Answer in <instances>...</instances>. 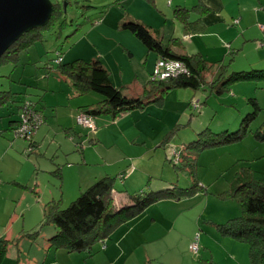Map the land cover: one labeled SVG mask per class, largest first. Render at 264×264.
<instances>
[{"label": "rangeland", "instance_id": "1", "mask_svg": "<svg viewBox=\"0 0 264 264\" xmlns=\"http://www.w3.org/2000/svg\"><path fill=\"white\" fill-rule=\"evenodd\" d=\"M51 1L61 4L63 14L58 16L54 25L42 30L45 39L21 51L17 61L0 65V90L10 88L23 90V87L31 89L29 94H24L26 97L24 99L33 101L39 109L38 96L34 88H29L27 83L44 81L37 75L40 76L41 69L45 70L43 67L45 60L52 59L54 63L58 56H63L66 51L72 50L73 53L84 42L90 43L86 36L97 21L105 20L106 26H115L123 20L143 17L148 21L147 23L161 31L165 43L170 42L172 37H178L181 43L176 49L180 52L194 53L193 42L199 41L200 47L206 55H209V59L222 57L224 62L228 63L232 57H235L224 74L225 80L230 74L240 70L264 69V64L249 63L258 57L259 49L261 54H264V39L261 36L247 41L243 50L239 52L234 45L236 54L229 53L227 48L225 51L213 48L215 40H220L219 44L228 47L229 44L226 42L229 41L224 37H210V40L199 34L192 39L185 37L183 33L187 29L175 16V9L178 6L192 9L198 0ZM226 2L224 13L229 19L226 26L234 31H240V25L232 24L233 17H239L240 10L244 8L250 10L251 6L256 4L264 16V0H226ZM191 13L194 12L190 11ZM191 18L193 19L194 15ZM62 22L64 24L61 26ZM259 24L263 29L264 19L259 20ZM40 64L41 69L37 68ZM215 68L217 69V66ZM215 68L208 72V79L211 74H217ZM225 80L216 81L214 84L209 81L204 87L194 90L169 89L164 93L162 103L152 102L143 109L132 110L151 111L158 119L154 121L158 126L153 128L154 132L151 136H147L143 131L142 133L134 131L125 137L113 128L114 125H109L114 121L110 114L99 115L98 119H109L110 123L107 125L112 129L105 130L102 142L98 141L95 144L90 141L83 142L82 148H86V152L83 153L80 150L66 152L65 149L70 146L68 139L70 140L72 136L66 137L65 133L57 131L51 132L47 139L40 140L32 147L29 140L16 136L14 128L10 129L7 108L0 107V121L4 120L7 124L5 129L0 130V249L2 244L7 242L3 264H17L19 261L25 264L29 248L34 243L27 232L40 226L44 203L56 195L54 194L58 190L56 183L60 184L59 176L54 173L56 163L63 168L66 166V161H74V164H70L72 168L66 169V194L63 207L76 199L88 186L78 194L74 193V196L69 193L70 190L77 189L85 177L94 176L97 172L108 170L109 172H104L102 176L107 174L115 176V190L129 192L141 190L150 192L174 186L179 188L175 190L178 192L180 188L192 186L196 177L203 187H199L191 195L179 198L174 195L157 201L167 199L180 204L175 206V211L171 215L177 219L176 230L182 236L175 232L179 238L176 240L170 238L169 245H174L176 248L171 249V256L166 261L169 264H244V262L251 264L248 244L229 235H223L215 223H225L228 219L242 214L241 196L225 195L226 192L229 193L237 173L246 167L264 172V141H259L253 135V131L264 121V80L235 82L230 85V89L219 93L218 88ZM250 98L258 100L261 110L251 121L247 135L236 142L208 144L206 141L215 139L217 134L240 128L243 118L255 110ZM163 104L169 108L160 109ZM18 107L19 115L21 106ZM40 111L42 112L41 109ZM131 118L128 117L130 120ZM175 127L178 128L175 130L176 133L165 141L164 138H167ZM85 129L86 131L83 130L87 134H84L85 138H88V135L95 136V131ZM144 137H147L146 142ZM59 145L61 149L57 151ZM184 147L190 156L197 158L194 167L187 159L178 161L177 150ZM84 156L87 164H84ZM192 171L195 172V177ZM165 180L172 182L166 185ZM68 186H72L73 189H69ZM57 195V199H60L59 191ZM200 215H202L201 226L196 230L201 235L200 250L194 253L188 248L189 243H186V238L190 237L191 233L188 231V223L196 221ZM45 227H40V231ZM210 228L215 232L213 236L208 233L205 241V231ZM196 234L194 233L190 239ZM98 243L95 242L94 246Z\"/></svg>", "mask_w": 264, "mask_h": 264}, {"label": "crops", "instance_id": "2", "mask_svg": "<svg viewBox=\"0 0 264 264\" xmlns=\"http://www.w3.org/2000/svg\"><path fill=\"white\" fill-rule=\"evenodd\" d=\"M198 2H202L205 6L209 7L210 11L202 15V28L196 29L194 26L192 27L193 30H187L183 33L186 38L192 39L198 34L209 40L210 37H224L229 41L226 43L230 46L225 47V45L219 44L220 40H215L214 43L216 46L214 45L213 48L218 49V51H225V48H227L228 52L232 54H236L233 47L234 45H236V50L239 52V50H243L247 41L256 39L257 36H261L264 39V28L262 29L261 26H259V20L264 19V16H262V11L256 7V4L252 5L250 10L248 8L240 10L239 17H233L232 21L234 19H238L239 21L235 24L232 22V24L240 25V31H234V29L227 28L226 26L229 22L226 13H224L227 4L226 0H198ZM193 15L194 18L192 19L191 17ZM198 15L199 13H192L190 17L191 20L196 19ZM138 20H143L142 22L150 25L143 17H140ZM119 23L120 22L115 26H106L105 20H103V22L99 21V23H96L87 33L86 38H88L90 43L84 42L77 50H74L73 53H71L72 50L66 51L62 59L63 61H72L77 58L85 60L100 59L103 65L109 70L111 79L116 86L120 87L127 95H141L147 83L152 79L151 74L159 56L155 51L148 49L131 31L122 28ZM187 35L191 36L187 37ZM180 43L181 42L178 41L174 45V50L179 53H200L209 62L224 61L222 57L209 59V55H206L204 53L205 51L200 47L199 41L193 42L195 48L194 53L180 52L176 49ZM37 51L39 57H41L39 50ZM258 52V57L249 62L252 65L253 63L264 64V54H261V49H259ZM234 58L235 57H233V61ZM40 61L42 62L41 59ZM48 61L51 62V68L47 69L45 64ZM36 62H38V60ZM44 63L43 67L45 70L41 69V64L37 67L41 69L40 76L38 74L37 77L39 79L42 77L44 81L37 80L36 83H31L32 81L27 83L29 88H34L33 90H35L34 92L38 96L37 103L45 116V122L40 125L39 130L34 134L32 142L29 141L30 144L32 143V147L33 144L36 146L40 140L47 139L51 132L57 131L58 133H65L66 137L68 135L72 136L70 140L68 139L70 146L65 149L66 152L71 153V151L80 150L81 153H83V151L86 152V148H82L83 142L90 141L93 144L98 141L102 142L105 130L112 129L109 125H114L113 128L121 132L125 137H128V133L134 131L139 133L143 131L147 136H151L154 132L153 128H157L156 126H158V124H154V121H158V119L154 117L151 111L135 110L128 112L129 114L124 113L117 119H113L114 121L112 124H109L110 121L108 118L98 119L96 117L97 127L95 136L88 135V138H85L84 136L87 134L84 133L83 130L86 131V129L78 124L76 116L78 113L85 111L87 106L97 103L100 100V96L93 92L79 94L69 78L61 76L56 72L55 63L52 62V59L45 60ZM216 66H218V63L213 67L215 68ZM216 71L217 69L215 68V72ZM215 75L216 74H211L209 77L212 78ZM8 90L14 92L15 95L7 105L1 107L5 106V108H7L9 116L8 125L10 129L13 130L19 120L18 106H20L21 101L26 98L25 95L29 94L31 89L23 87V90H12L11 88ZM17 102H19V104H17ZM167 108L169 107L164 104L160 107V109L164 110ZM128 117H132L131 120L128 119ZM132 119H134L133 122ZM6 126L7 124H5V121L1 120L0 130L2 128L5 129ZM79 127L82 128L79 129ZM138 137L139 135L136 136V138ZM145 138L147 137H144V142H146ZM91 139H96V141L93 142ZM59 147L57 151L61 149V145H59ZM57 151H55V153H57ZM54 155L56 156V154ZM83 160L84 164H87L85 156ZM65 163L66 166L63 168L60 164L56 163L57 167L54 173L59 176L58 180L60 184L58 185L56 183V189L58 190L54 193L56 195L51 198L57 199L59 191L61 193L60 199L62 203L66 194V169L72 168L73 166L70 167V164H74V161H66ZM104 172L107 173L109 171L97 172L94 176L88 175L79 183L75 190L72 186H68L69 189H73L70 190L69 193H72L73 196L74 193L78 194L79 191L86 188V186H90L99 176H102ZM165 182L166 185H169L172 181L165 180ZM178 204L167 199L154 203L135 218L127 223L119 225L105 241H101L93 246L91 251L69 252L64 247L52 246L49 239L54 234L55 228L53 226H46L44 230L39 231L36 236H31L29 233L38 229V227H34L31 231L27 232L28 236L31 237V240H34L35 244L33 243L30 246L28 255L25 258V264H169L166 259L171 256V249L174 250L176 248L174 245H169V240L170 238L176 240V238H179V235L182 236V234L176 230L177 219L171 215L174 213V208ZM181 211L183 210H180V212ZM201 216L202 215H200L196 221L188 223V231L191 233L190 237L186 238V243H189V249L191 242L195 238L190 239L193 237L194 233L199 234L200 244L201 235L196 230L198 226H201ZM210 224L214 226L212 223ZM214 232L212 228L205 231V241H207V234L209 233L213 236ZM224 241H226V239ZM6 249L7 242L2 244L0 249V264L1 262L3 264ZM19 258H21V256ZM17 264H21V261ZM244 264L247 263L244 262Z\"/></svg>", "mask_w": 264, "mask_h": 264}, {"label": "trees", "instance_id": "3", "mask_svg": "<svg viewBox=\"0 0 264 264\" xmlns=\"http://www.w3.org/2000/svg\"><path fill=\"white\" fill-rule=\"evenodd\" d=\"M190 11L199 13L198 17L191 20L192 13L190 14ZM209 11V7L198 2L192 9L178 6L175 9V16L184 23L187 30L191 31L194 26L196 29L202 28V15ZM61 14H63L61 4L59 2L54 3L53 14L48 24L23 34L1 57L0 65L5 62L17 61L21 51L45 39L42 30L54 25ZM62 24L64 23L62 22L60 25L62 26ZM120 26L131 31L148 49L155 51L159 56L158 59H178L189 69V73H180L164 80L151 79L141 95L130 96L113 83L109 70L100 59L77 58L72 61H63L62 55H59L58 61L54 62L56 72L69 78L79 94L93 92L100 96L97 103L87 106L83 111L93 115L95 119L103 113L110 114L113 119H117L120 115L134 109H143L152 102L160 103L164 99V93L169 89H200L209 81L214 84L216 81L225 80L226 75L224 74L233 61L232 57L228 63L221 60L209 62L200 53H179L174 50L175 43L179 41L178 37H172L170 42L165 43L159 29L138 19L123 20ZM217 63V74L208 79V72ZM50 64V61L45 64L47 69L51 68ZM253 79L264 80V69L233 72L220 85L218 92L230 89V85L235 82ZM14 95L15 93L11 90H0V107L7 105ZM26 100L21 101V107ZM250 102L254 105L255 110L243 118L238 130L232 132L225 130L219 135L217 134L215 139L206 142L208 144H222L236 142L244 138L248 133L251 121L256 118L258 111L261 110L256 98H250ZM176 129L178 128L175 127L171 130L164 140L166 141L174 135ZM202 135L205 137L204 133ZM253 135L259 141H264V121L253 131ZM33 136L27 140L32 142ZM91 141L95 142L96 139H91ZM185 149L184 147L177 150L178 161L187 159L188 162H192L190 164L194 167L197 158L190 156ZM192 175L195 177L194 171H192ZM114 184L115 176L107 174L96 179L66 207L62 206L61 199L47 201L44 205L43 220L40 226L29 235L36 236L40 227L53 226L55 232L49 239L52 246L64 247L69 252L91 251L95 242L105 241L119 225L135 218L159 199L174 195L178 198L191 195L199 187H203L196 177L192 186L180 188L178 192H175L176 189H179L177 186L151 190L150 192L142 190L135 192L116 191ZM238 194L241 196L242 214L228 219L225 223L215 224L223 235H229L248 244L251 264H264V172L256 171L252 167H246L239 171L229 193L226 192L225 195L237 196Z\"/></svg>", "mask_w": 264, "mask_h": 264}, {"label": "water", "instance_id": "4", "mask_svg": "<svg viewBox=\"0 0 264 264\" xmlns=\"http://www.w3.org/2000/svg\"><path fill=\"white\" fill-rule=\"evenodd\" d=\"M51 0H0V59L23 34L52 17Z\"/></svg>", "mask_w": 264, "mask_h": 264}, {"label": "built area", "instance_id": "5", "mask_svg": "<svg viewBox=\"0 0 264 264\" xmlns=\"http://www.w3.org/2000/svg\"><path fill=\"white\" fill-rule=\"evenodd\" d=\"M238 21V19H235L234 23H238ZM190 36L191 35H188L187 37ZM180 73H189V69L185 67L180 60L160 58L155 65L151 78L164 80L170 77H175ZM76 119L81 126L96 131V119L93 115L86 112H80L77 114ZM44 121V114L33 101L27 99L21 107L18 124L14 128L15 135L28 139L36 133L37 129ZM189 247L194 253L199 252V234L195 236Z\"/></svg>", "mask_w": 264, "mask_h": 264}]
</instances>
